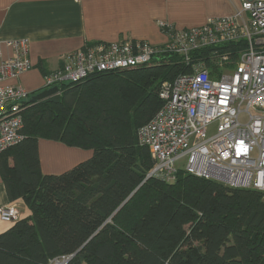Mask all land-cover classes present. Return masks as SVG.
Wrapping results in <instances>:
<instances>
[{"label": "trees", "instance_id": "16d2710c", "mask_svg": "<svg viewBox=\"0 0 264 264\" xmlns=\"http://www.w3.org/2000/svg\"><path fill=\"white\" fill-rule=\"evenodd\" d=\"M244 46L197 50L195 59L223 70ZM227 50L231 58L218 63L213 55ZM189 70L169 54L157 64L65 83L40 101L31 93L25 137L0 155L7 195L29 215L0 233V264H52L71 255L66 264H264L261 191L185 171L174 180L148 176L155 160L137 131L162 106L163 82ZM40 139L93 154L44 174Z\"/></svg>", "mask_w": 264, "mask_h": 264}, {"label": "built area", "instance_id": "2783aa9c", "mask_svg": "<svg viewBox=\"0 0 264 264\" xmlns=\"http://www.w3.org/2000/svg\"><path fill=\"white\" fill-rule=\"evenodd\" d=\"M163 44L144 40L99 42L65 56V63L44 76L43 89L80 82L91 74L145 67L177 54L189 67L159 90L163 104L138 129L155 166L148 176L176 179L179 171L229 187L264 194V0H243L232 15L210 17L185 28L161 22ZM238 48L230 70H215L195 51L217 46ZM4 44L10 49L5 55ZM232 51L213 55L218 63ZM167 58H165L166 60ZM32 68L26 39L0 40V155L24 139V113L31 93L11 80ZM246 115V121L241 116ZM20 217L16 202L0 205V219ZM69 257L52 264H66Z\"/></svg>", "mask_w": 264, "mask_h": 264}, {"label": "crops", "instance_id": "0c3cea01", "mask_svg": "<svg viewBox=\"0 0 264 264\" xmlns=\"http://www.w3.org/2000/svg\"><path fill=\"white\" fill-rule=\"evenodd\" d=\"M242 2L243 0H0V40L5 43L13 39H26L32 63L31 69L10 82L21 84L30 93L38 92L44 84V72L59 69L66 61L65 56L87 44L124 40L163 44L167 37L160 26L161 22L177 28L201 25L210 17L232 15L241 7ZM9 52L10 49L4 44L5 55ZM47 146H50L47 156L51 154V158L55 157L56 162L63 167V172L83 159L84 151L81 148L54 140L49 141ZM40 156L42 159L41 152ZM10 202L0 175V205ZM16 203L19 208L23 205V211L29 214L21 200ZM20 216L25 215L21 212ZM11 224L0 219V233Z\"/></svg>", "mask_w": 264, "mask_h": 264}, {"label": "rangeland", "instance_id": "374dc122", "mask_svg": "<svg viewBox=\"0 0 264 264\" xmlns=\"http://www.w3.org/2000/svg\"><path fill=\"white\" fill-rule=\"evenodd\" d=\"M230 68L231 67L224 66L223 70L228 72L230 70ZM246 119H247V116L246 115H242L241 116V120L242 121H246ZM137 133H138V131H137ZM49 141H53V140H49V139H40L39 140V148H40L39 150H40L41 155H42V159H41V161H42V164H41L42 172L44 174H50V173L51 174H59V173L63 172V171H61V170H63V169H61L63 167H61V165H59L56 162V158L55 157H53V158L50 157L51 154L47 156V154L49 153V149H50V146H47V144L49 143ZM57 151H59V150H57ZM81 151H84V154H82L83 159L81 161H84V160L90 158L92 156V154H93V150L92 149L81 148ZM23 207H24L23 205H21L20 208L18 206V208L20 209V213L22 212L23 215L28 216L29 215L28 212L26 213L27 214L26 215L25 214V211H23L24 210ZM55 264H57V262H55Z\"/></svg>", "mask_w": 264, "mask_h": 264}, {"label": "water", "instance_id": "95a60500", "mask_svg": "<svg viewBox=\"0 0 264 264\" xmlns=\"http://www.w3.org/2000/svg\"><path fill=\"white\" fill-rule=\"evenodd\" d=\"M58 92H59V88L57 86L49 88V89H41L40 91H38L36 94L33 95L31 101H40L48 97H51L57 94ZM71 257L72 255L69 257V259Z\"/></svg>", "mask_w": 264, "mask_h": 264}]
</instances>
